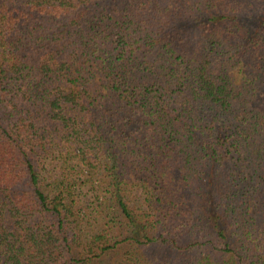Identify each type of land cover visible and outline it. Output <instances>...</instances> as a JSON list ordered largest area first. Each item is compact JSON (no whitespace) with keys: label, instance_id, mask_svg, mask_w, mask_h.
I'll use <instances>...</instances> for the list:
<instances>
[{"label":"trees","instance_id":"1","mask_svg":"<svg viewBox=\"0 0 264 264\" xmlns=\"http://www.w3.org/2000/svg\"><path fill=\"white\" fill-rule=\"evenodd\" d=\"M0 264H264V0H0Z\"/></svg>","mask_w":264,"mask_h":264}]
</instances>
